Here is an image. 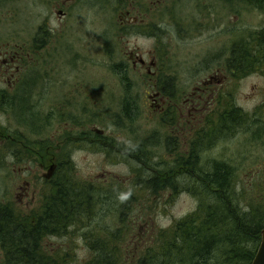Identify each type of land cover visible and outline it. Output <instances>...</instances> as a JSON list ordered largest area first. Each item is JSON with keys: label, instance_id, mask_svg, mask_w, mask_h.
<instances>
[{"label": "rangeland", "instance_id": "1", "mask_svg": "<svg viewBox=\"0 0 264 264\" xmlns=\"http://www.w3.org/2000/svg\"><path fill=\"white\" fill-rule=\"evenodd\" d=\"M134 1L137 6L143 9L144 14L149 11V7L153 2L152 0ZM42 3L43 0L42 2L41 0H6L3 6L5 7L7 19L11 18L8 15L10 12L15 13L17 11L19 13V20L4 22L7 36L20 34L22 38L32 40L35 28L38 26V20L46 17V12L50 9L48 1H45L43 6L38 9ZM82 3L84 6L75 19L78 31L75 35L69 34L66 44H75L78 47L74 50L87 53L86 61L83 60L81 64L86 65L88 70L86 74H83L81 82H95L98 85L100 81L102 104L101 109L91 104L86 107L83 105L72 106L71 110L74 113L78 112L83 115L86 108L92 124H95L98 130L103 132L115 131V140L120 139L123 146L118 147L117 151L112 153L104 149L96 153L91 147H88V144L78 141L74 146L73 143L68 149L71 154L70 161H72L69 165L68 174L78 182H90L100 186H103V183L107 186L115 185L116 181H125L130 184H125V188H134L137 195L141 194L142 200L134 202L135 208H132L130 215L134 218L133 211L135 210H137V214H141L132 224L133 227H136L132 240L136 244L139 243V246L142 244L145 246L144 243L150 236H154L161 229L172 227L176 222L194 212L199 203L191 194L190 188L182 186L187 181L185 178L179 179L180 185L175 192L176 194L170 187L164 189L161 187L159 188V194L152 191L150 195L148 194L150 192L144 187L134 183V180L139 176V173L135 171L140 170V168L144 169L141 178L145 179L154 175L152 170L160 171V175H163L173 168L179 169L182 166L186 168L189 162L187 161L188 158H182L184 157L183 151L176 149L174 136L176 135V129L174 126H177L178 123L172 120L167 121L170 124L165 125L159 115L152 116V113H150L151 102L147 99V83L150 82L149 74L141 70L134 72L131 67L129 69L131 64L129 65L127 51L136 52L148 60L156 51L162 70L154 81L170 83L173 86L175 84L177 87L182 88L183 92H186L197 81L207 75L206 72H198V69L202 66H210L209 71L222 68L226 65L229 49H231V60L233 52L236 49L239 50L240 44L243 43H240V41H244L242 39L248 36V34L245 37L244 35L241 36L240 29L246 31L249 28V31H255L264 21V18L251 8L245 9L242 7L237 9L230 6L224 14L220 12V22L222 17L225 18L226 25L224 28L220 26L214 31L206 29V27L203 29L198 28V34L193 36L190 34L191 31L189 33L185 30L179 32V29H183V26L180 25L177 28L178 33L176 30V35L172 26L168 25L170 19L174 20V26L177 27L176 16L179 11L184 9L190 12L194 6L192 0H182L179 4L170 8L169 17L157 8L150 16H146V19L150 20L152 17L154 22L157 23L156 26L160 25V27L166 29L161 33L159 29L150 30L151 34L146 38L144 35L130 36V33L120 30L118 26L119 11L127 3V0H97L96 4H91L94 2L88 0ZM234 15H239L240 19L235 21ZM216 17L215 13L212 19L215 20ZM195 18H197L196 14L192 17V24L196 26ZM202 22L206 24L205 19ZM190 24L191 22H188L186 28H189ZM226 26L229 27V33H224ZM234 32L236 33L234 34ZM96 36L102 38L96 42ZM250 43L254 42L251 41ZM245 55L246 52H244ZM262 65L263 63H258L247 72L228 74L229 78L226 82L227 99L221 98L219 100L221 104H215L212 108V110L215 108L214 111H216L219 107H229L233 103L234 107L250 114L254 120L258 121L256 127L239 123L236 124V127L234 125L237 131L232 135H229L231 131H227L225 134L228 135L220 139L215 138V134L206 137L209 126H214L219 119L214 115L207 116L204 112L200 115L201 123L197 136V140L202 141L201 146H203L198 155V161L201 159L199 171L211 172V169L215 166L212 165V162L215 160L233 167L235 169L236 184L245 193V198L255 203L260 200L259 204H264V200L259 198V194L254 193V190L262 191L264 187V66ZM35 72L40 73L41 82L34 89V94H38L39 107L45 111L44 114H47V110L53 108L49 104L51 97L48 92L50 85L48 69L42 65H37ZM33 74H31V78L34 77ZM77 75L71 73L67 76L75 77ZM129 80L130 125H128L129 103L126 96V86ZM62 81L76 83L73 79ZM96 107L97 110L95 111ZM99 111L100 115L98 117ZM95 113L96 116H94ZM31 115L30 111L22 116L21 122L24 125L15 118L10 119L8 117L12 129L21 131L24 139L28 142L46 139L45 136L33 135L28 128L33 123ZM29 120L30 123H28ZM82 120L86 121L87 124L89 123L88 117L82 118ZM205 121L209 122L206 124ZM253 130L256 136L259 133L261 137L256 139ZM167 136L174 139L171 151L165 146ZM176 137L184 139V141L188 140L186 136L182 137L181 134ZM129 146L133 148L132 154H141L140 157L144 161L141 163H145L147 168L135 160L136 158L129 156ZM179 159L182 162L176 165ZM1 166L2 163L0 162V168ZM34 171H36V168ZM36 174L31 173L25 176L24 179L31 177L29 178L31 182H29L33 185V177ZM2 175L4 174L1 173L0 169V202L3 200L5 190L10 188L9 182H6ZM8 175L11 178L13 177L11 170ZM14 176L16 175L14 174ZM158 178L159 183L164 181L162 177L158 176ZM17 182L21 184L23 180H16L15 183ZM33 190V192L38 190L35 184ZM210 196L209 194L208 197ZM248 203L244 202V207H247ZM106 209L107 207H104V210ZM119 214L120 212L115 210L106 214L101 212L98 216H95V220L90 227L79 231L71 229L70 231L74 232L64 237L46 238L42 241L43 246L44 244L48 246L51 253H59L62 251L61 249H66L73 257L71 264H83L92 257L86 238L88 230L100 229L114 232L120 224L118 221ZM146 222L149 226L146 225ZM102 237L105 236L102 234ZM127 243L128 248H130V234ZM137 247L138 245L134 248Z\"/></svg>", "mask_w": 264, "mask_h": 264}, {"label": "flooded vegetation", "instance_id": "2", "mask_svg": "<svg viewBox=\"0 0 264 264\" xmlns=\"http://www.w3.org/2000/svg\"><path fill=\"white\" fill-rule=\"evenodd\" d=\"M45 1L49 2L50 9L46 12V17L38 20L34 36L32 40H29L22 38L20 34L7 36L4 22L19 20V13L17 11L15 13L10 12L8 15L11 18L7 19L3 6L6 0H0V162L2 163L0 169L1 173L4 174L2 176L5 181L10 184V188L5 190L3 200L0 202V217L3 216L2 220L0 219L1 234L3 222L8 219V211H14L22 215L23 218H31L33 224L37 223V215L45 208L48 201H52L56 173L60 170L70 169L69 165L72 161H70L71 154L68 149L73 143L74 146L78 141L88 144V147H91L94 152L99 153L103 147L108 146V144L103 143L101 137L115 139V131L113 130L104 134L99 133L100 130L95 124H92L86 108L83 115L71 110L72 106L83 105L86 107L91 104L101 109L102 104L100 81L98 85L95 82H81L83 74H86L88 70L86 65L81 64L83 60L86 61L87 53L74 50L78 47L75 44H66L69 34L75 35L78 31L75 19L84 6L82 2L88 0H43V3ZM91 1L94 2L91 4L97 3V0ZM152 1L149 11L144 14L143 9L137 6L134 0H127V3L119 11L118 26L120 30L130 33V36L144 35L146 38L151 34L150 30L159 29L160 33L166 30L165 27L156 26L157 23L152 17L150 20L146 19V16H150L157 8L169 17L170 8L182 0ZM192 2L194 6L190 12L184 9L179 11L176 16L177 27L174 26V20L170 19L168 25L172 26L175 33L180 25L183 26V29H179V32L185 30L189 33L191 31L190 34L193 36L198 34V28L206 27L212 31L217 30L220 26L224 28L226 25L225 18L222 17L220 22V12L224 14L230 6L237 9L251 8L264 18V0H192ZM43 3L39 5L38 9L43 6ZM215 13L217 17L214 20L212 17ZM195 14L197 16L194 19L196 26L192 24V17ZM202 18L205 19L206 24L202 22ZM239 19V15H234L235 21ZM188 22L191 24L189 28H186ZM227 26L224 33H229ZM239 32L244 37L248 34L240 43L255 40L260 43V47L264 48V21L255 31H249L248 28L246 31L240 29ZM101 38L96 36V42ZM127 53L129 65L131 64L129 69L131 67L134 72L141 70L149 74L147 99L151 102L150 113L152 116L159 115L165 125L170 124L167 121L172 120L178 123L177 126H174L176 129V135H174L176 149L183 151L184 157L194 158L193 161L197 164L195 149L201 123L200 115L204 112L207 116L212 115L215 109L212 110V108L215 104H220L221 98L227 99L226 82L229 78L228 74L238 73L235 72L237 68L230 67L231 49H229L226 58V65L222 68L209 71L210 66H202L198 69L199 73L206 72L207 75L186 92H183L182 88L175 84L173 86L170 83L154 81L162 70L156 51L149 60L136 52H130V50ZM260 63H263L262 66H264V60H261ZM37 65H42L48 69V81L50 82L48 92L51 97L49 104L53 108L48 109L47 114H44L45 111L39 107L38 94H34V89L41 82L40 73L35 72ZM71 73L78 75L75 77L67 76ZM31 74L34 77L31 78ZM70 79L76 83L62 81ZM126 90L129 103L128 125H130V80ZM30 111L34 124L32 128L26 127L31 130L33 135L45 136L46 139L28 142L24 139L21 131L12 129L8 117L21 122L22 116ZM99 115L100 111L98 117ZM87 117L89 118L88 124L82 120V118ZM205 122L207 124L209 121ZM21 124L24 125L22 122ZM212 129L213 126H209V130ZM178 134H181L182 137L186 136L188 140L184 141V139L177 138ZM171 138L167 136L165 140V146L170 151L174 144V139ZM119 142L122 143L120 139ZM128 154L130 156V146ZM5 161L7 162L5 163ZM9 161L11 162L9 163ZM35 168L36 171H34ZM10 170L13 175L12 178L8 175ZM31 173H37L33 177V185L30 183L29 178L31 177L24 179ZM16 180H23V182L18 184V182L15 183ZM34 184L38 188L37 192H33ZM5 261L6 255L0 252V263L4 264Z\"/></svg>", "mask_w": 264, "mask_h": 264}, {"label": "trees", "instance_id": "3", "mask_svg": "<svg viewBox=\"0 0 264 264\" xmlns=\"http://www.w3.org/2000/svg\"><path fill=\"white\" fill-rule=\"evenodd\" d=\"M251 41L254 43H250ZM240 45V49L233 52L229 62L230 67L237 68L235 72H247L264 60V48L260 47L259 42L248 40ZM212 115L219 121L211 131L208 130L206 137L215 134V138L220 139L228 135L225 134L227 131H231L229 135H232L237 131L234 125L236 127L239 123L254 127L258 124L250 114L234 107L233 103L229 107H219ZM33 124L34 121L30 128ZM258 137H261L259 133L256 139ZM101 139L108 144L103 149L109 153L123 146L119 140L109 137ZM201 142L198 139L196 144L197 164L193 161L194 158H188L186 168H173L163 175H160V171L152 170L154 175L145 179L141 178L143 168L135 171L139 176L134 183L144 187L150 195L152 191L159 194L161 187H170L175 193L180 185L179 179L185 178L187 181L182 186L190 188L191 194L199 203L194 212L172 227L161 229L154 236H150L144 243L145 246H139V243L132 240L136 230L132 224L141 214H137L135 210L134 218L130 215L132 208H135L134 202L142 200L141 194L137 195L134 188H125V184L130 185L125 181H116L115 185L107 186L105 183L100 186L90 182H78L68 174V169L56 173L52 201H48L37 215L36 224H33L31 218H23L14 211L7 212L8 219L3 222L0 235V251L6 255L5 263L71 264L73 257L66 249L51 253L48 246H43L42 241L53 236L64 237L76 230L88 228L96 215L115 210L120 212V224L114 232L88 230L86 238L92 257L83 264H252L264 230V204H259L260 200L255 203L245 198V193L236 184L233 167L215 160L212 162L215 166L211 172L199 171L201 159L198 161V155L203 148ZM132 150L130 148V157L136 158L140 163L144 162L141 154L134 155ZM181 162L179 160L176 165ZM142 165L147 168L145 163ZM158 176L164 181L159 183ZM254 193L264 200V187L262 191L254 190ZM244 202H249L247 207H244ZM104 207L107 209L104 210ZM146 225L149 226L147 222ZM71 229L74 231H70ZM129 234L130 248L127 243ZM136 245L138 247L134 248Z\"/></svg>", "mask_w": 264, "mask_h": 264}, {"label": "water", "instance_id": "4", "mask_svg": "<svg viewBox=\"0 0 264 264\" xmlns=\"http://www.w3.org/2000/svg\"><path fill=\"white\" fill-rule=\"evenodd\" d=\"M99 133L104 134L105 132L99 131ZM0 234H1V228H0ZM252 264H264V230L262 231L261 243Z\"/></svg>", "mask_w": 264, "mask_h": 264}]
</instances>
